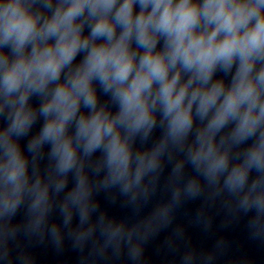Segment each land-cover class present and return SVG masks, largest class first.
Instances as JSON below:
<instances>
[{
    "label": "clouds",
    "instance_id": "9594fccd",
    "mask_svg": "<svg viewBox=\"0 0 264 264\" xmlns=\"http://www.w3.org/2000/svg\"><path fill=\"white\" fill-rule=\"evenodd\" d=\"M33 94L42 97L46 118L29 142L33 160L51 142L57 172L75 169L76 186L62 207L65 224L73 205L82 224L96 207L85 167L97 150L103 160L96 170H107L99 183L121 185L135 201L147 195L144 177L172 148L186 151L209 183L222 182L251 213L253 235L264 234V0H0V113L8 121L0 130V218L14 215L27 191L39 228L51 207L48 185L37 176L29 187L19 143L36 120ZM158 120L163 137L149 150H135L137 136L147 140ZM183 167L182 161L175 170ZM66 184L58 180L57 192ZM200 190L197 179L188 180V195ZM171 211V204L159 206L148 223H171ZM108 227L106 245L126 243L139 260L135 229ZM51 230L59 243L58 228Z\"/></svg>",
    "mask_w": 264,
    "mask_h": 264
}]
</instances>
